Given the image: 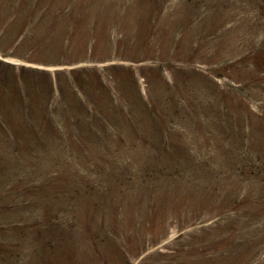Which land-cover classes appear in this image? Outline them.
Here are the masks:
<instances>
[{
  "label": "rangeland",
  "instance_id": "374dc122",
  "mask_svg": "<svg viewBox=\"0 0 264 264\" xmlns=\"http://www.w3.org/2000/svg\"><path fill=\"white\" fill-rule=\"evenodd\" d=\"M5 3L6 13L11 8L10 14L18 13L20 7L21 11L17 18L12 16L10 26L0 29L1 47H16L15 37L28 29L36 37L26 38L13 51L18 58L7 61L33 67L22 61L28 54L37 67L48 64L52 72L69 71L70 67L49 68V64L70 53L71 60L84 61L80 66L104 72L107 87L112 85L119 92L127 112L122 108L119 117L117 105L95 76L80 86L99 112L94 118L81 107L63 75L60 82L67 95L62 114L57 113L68 135V142H63L46 110L38 117L26 116L21 103L9 98L13 89L5 91L0 84V119L4 120L0 122V251L11 253L1 255L0 264H42L43 249L52 251L49 259L57 264H103L102 255L94 254L89 241L81 244L71 236L55 243L47 233L42 245L37 237L40 229L30 224L41 207L53 215L62 211L77 224L89 222L92 236L97 232L108 236L107 231L115 227L120 239L129 238L141 246L153 244L146 249L147 258L133 256V264H153L154 260L264 264V0ZM35 7L37 11L31 13ZM64 7H72L69 17L73 16L78 30L68 17L57 18ZM91 59L94 62L85 64ZM132 70L147 100L151 94L159 113L172 117L168 128L182 133L172 139L184 145L190 158L181 156V163L167 172L166 188H155L154 194L144 177L148 158L128 138L134 139L135 128H162V123L137 102ZM42 84L45 90L40 87L33 100L40 108L48 97L47 85ZM170 85L180 88L178 98ZM180 99L182 108L176 112L174 106ZM189 115L197 117L198 126ZM27 121H33L39 131ZM5 122L20 133L24 164L8 141ZM99 127L110 131L105 143L99 142L103 134L94 138L93 131ZM112 128L126 130L123 141L114 144ZM72 156L77 158L78 171L64 162ZM62 174L65 177L58 180ZM78 174L82 181L77 180ZM77 181L86 188H77ZM225 218L227 228L215 230ZM58 231L54 229L56 235ZM98 241L99 251L114 247L108 248L107 240ZM71 252L69 259L66 255ZM110 257L112 264L119 262L117 254L110 253Z\"/></svg>",
  "mask_w": 264,
  "mask_h": 264
},
{
  "label": "trees",
  "instance_id": "16d2710c",
  "mask_svg": "<svg viewBox=\"0 0 264 264\" xmlns=\"http://www.w3.org/2000/svg\"><path fill=\"white\" fill-rule=\"evenodd\" d=\"M19 3L21 5H23V1L19 2ZM26 4H28L27 1H26ZM4 5H6V3L3 0H0V29L3 28V27H6V24H9V26H10L11 23H12V20L14 19L11 16H14L15 18H17L16 14H18L21 11V7H20V10H19L18 13H16V14L12 13L10 16L6 17V14H8V13H6V11H5L6 6H4ZM33 9L34 10L31 11V13L36 12L38 7H35ZM10 10L12 11V8ZM10 10H9V13H10ZM4 11H5V13H4ZM66 12H67V10H60L57 18L61 19L62 17H67V15L69 17V14H67ZM4 18H5V21L3 23L2 20ZM4 29H6V28H4ZM74 29H75V31L78 30L79 29V25H77L76 28H74ZM25 31H26L27 34L32 32L31 29L30 30L28 29V30H25ZM22 35H24V34H22V33L20 34L19 33V36H16L15 39H18ZM33 38L35 39L36 37L33 36ZM29 42H31V41H29ZM26 44H32V43H26ZM70 55H71L70 53L67 54V56L65 58V61H66L65 63H70V62L74 61V60L70 59ZM78 77L81 79L82 75L81 74L80 75H75L73 77V79L75 81H77L79 79ZM11 81L15 82L13 88H12V85L10 83ZM0 84H1V86L6 85V87H8L5 91H8L9 88L13 89L12 92L10 94H8L9 98L15 99L18 103H19V101H21V107H22L23 111L25 112L26 116L37 117V114L39 116L42 113V110L44 108H42V107L40 108L38 103L36 104V102L34 103V101H33L34 100V96L33 95L36 94V92H38L39 84L37 85L36 83H32V82L28 83V81L26 80L25 76L22 73L17 74L13 70L9 71L7 80H5V81L4 80L3 81L0 80ZM47 85H48V80H47ZM60 90H61V93H63L65 89L61 86ZM52 92H53V90H51V93ZM22 100H25V103ZM55 110L58 112L60 110V108L58 106H56ZM0 113H2V107L0 108ZM7 123L9 125H13V124H11L9 122H7ZM135 130L137 131L138 128H136ZM7 134L9 136L10 142L12 144L17 145V142L15 140L18 138V136L20 134L18 132L17 128H7ZM40 135H41V133L39 134V136ZM137 136H138L139 139H144V140L148 139V138L146 139L145 137H140L138 135V133H137ZM64 137H66V136L64 135ZM94 138L95 139H99V137L96 134H94ZM119 138L120 137L118 136L117 140ZM66 140H67V137H66ZM13 150L19 152V148L18 147H13ZM67 163H69V162H67ZM92 165L95 167V165L93 163H92ZM145 172L147 173L146 175H144L146 182L152 184V190H151L152 194H154L155 188H158V191H159V190L163 189V187H165V186H162L159 183V179H160V176H161L159 172H157V171L150 172L149 169L146 170ZM77 184H82V183L78 182ZM77 184H76L77 188H81V189H83V188H85L87 186L86 184L85 185L82 184L79 187ZM126 187L130 188V184L127 185ZM73 192H71V194ZM162 192H163V190L158 192L155 197L158 198L161 195ZM106 199H107V197H105V200ZM171 199H172V197H171ZM43 209H44L43 207L40 208V210H41L40 216L37 217L36 220H35V222L38 223V226H40L39 222H41L42 226H48V231H46V232H48L50 234V237H52V236L54 237L55 243H57L58 239L66 238V237H64V235L67 233V228L68 227H72L73 228L74 227L73 226L74 222L73 221H69V220H66L67 222H63V227L62 228L58 227L59 231H58V234L56 235L54 233V229H55V226L57 224V221L59 220L58 216H59V214H62V213H59L58 216H55V217L51 218V215H53V214L47 213L46 210H43ZM45 222H48V223H45ZM69 223H70L71 226H69ZM48 244H49V246L52 245V243H50L49 241H48ZM51 252L52 251H49V250H45V249L43 250L44 255H49V258L51 257ZM60 253L61 254L64 253L63 249L60 251Z\"/></svg>",
  "mask_w": 264,
  "mask_h": 264
}]
</instances>
